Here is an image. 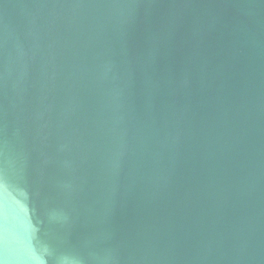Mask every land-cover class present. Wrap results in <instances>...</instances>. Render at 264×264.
<instances>
[{
  "label": "water",
  "instance_id": "obj_1",
  "mask_svg": "<svg viewBox=\"0 0 264 264\" xmlns=\"http://www.w3.org/2000/svg\"><path fill=\"white\" fill-rule=\"evenodd\" d=\"M0 264H264V0H0Z\"/></svg>",
  "mask_w": 264,
  "mask_h": 264
}]
</instances>
